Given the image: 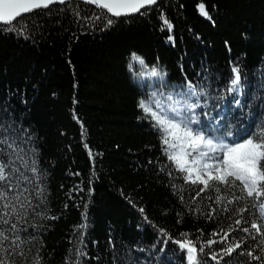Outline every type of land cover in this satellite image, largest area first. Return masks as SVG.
I'll return each instance as SVG.
<instances>
[{
	"label": "trees",
	"instance_id": "1",
	"mask_svg": "<svg viewBox=\"0 0 264 264\" xmlns=\"http://www.w3.org/2000/svg\"><path fill=\"white\" fill-rule=\"evenodd\" d=\"M199 3L205 4L211 20L200 14ZM80 7L88 15L109 17L103 10L84 4ZM46 11L24 17L43 16ZM143 12L114 19L115 23L103 30H99L103 23L99 28L89 23L87 30L74 25L67 13L62 26L49 24L43 17L46 27L35 32L36 43L23 36L0 34V96L9 86L23 88L27 84L30 111L24 123L31 125L38 137L49 215L58 217L43 221L50 225L42 232L44 264H65L68 250L76 246L81 232L86 233L89 256L102 257L99 262L90 259L87 264H111L107 243L110 233L117 241V251H122L121 240L129 245L141 241L142 246L150 248L158 231L146 223L138 230L143 219L138 206L145 208L153 224L165 228L174 238H181V232L194 241L199 237L197 247L200 241H218L205 252L225 246L219 236L211 234L215 230L223 235L221 228L229 224L236 227L233 221L240 217L233 215V209L237 206L258 214L242 200L234 202L223 216L209 219L210 205H216L205 199L207 193L189 202L202 185L185 184L183 174L167 161L160 133L137 107L140 85L147 81L135 76L141 71L137 61H132L131 69L128 65L130 54L136 52L147 65L158 63L172 82L183 78L181 63L193 80L203 66L217 78L213 88L222 89L230 75L229 61L239 59L248 77L245 103L257 98L253 116L243 123L255 130L253 119L256 123L264 121V102L259 99L264 94V0H160ZM161 12L173 24L171 32L163 24ZM168 35L174 36V44L167 40ZM32 84H38L36 91ZM13 102L17 113L23 110L18 100ZM232 110L233 106L225 101L226 117ZM160 165H164L163 172ZM168 171L173 177L167 175ZM172 183L177 185L176 194ZM181 189L184 202L179 199ZM234 194L242 195L239 190ZM193 208L199 210L193 212ZM240 215L252 219L247 212ZM85 223L86 229L79 227ZM236 235L244 234L237 230ZM93 240L98 244H92ZM228 242H234L231 233ZM240 250L233 253L232 264H249L246 256L239 255ZM208 259L216 264L210 256ZM174 264L181 261L174 260Z\"/></svg>",
	"mask_w": 264,
	"mask_h": 264
},
{
	"label": "snow or ice",
	"instance_id": "2",
	"mask_svg": "<svg viewBox=\"0 0 264 264\" xmlns=\"http://www.w3.org/2000/svg\"><path fill=\"white\" fill-rule=\"evenodd\" d=\"M81 3L97 5L114 17H121L134 13L144 15L145 12L141 10L147 11L146 6L155 5L157 0H0V34H15L36 43L33 39L35 32L46 27L43 17L48 18L49 24L62 26L65 13L74 25L82 26L85 30L89 23L97 28L103 23L99 30L110 28L115 23L113 18L101 14L88 15L80 7ZM51 5L61 7L50 8ZM197 7L202 16L212 19L204 3H199ZM37 9L48 11L43 16L25 18L22 15ZM54 16L58 18L53 21ZM161 19L171 32L173 24L163 12ZM64 30L67 31V28ZM167 40L174 44L173 35H168ZM225 44L230 50L229 42L225 41ZM130 55L129 69L133 67L132 61H137L141 71L135 76L147 81L141 83V94L137 100L143 118L149 120L160 133L164 146L162 151L167 161L175 165L176 171L183 174L184 183L202 185L195 196L189 198V202L196 201L201 193H207L205 199L216 205H210L211 210L207 213L209 219L223 216L234 202L239 204L242 200L248 201L258 214L253 215L247 207L237 206L233 209V215L240 217L233 221L236 227L229 224L226 229L221 228L223 235L215 230L211 234L219 236V241L224 242L225 246L205 252L206 247L218 241L207 239L200 241L197 247L199 237L194 241L187 238L188 233L181 232V238H174L165 228L153 224L145 214V208L138 206L143 217L137 225L138 230L142 224H151L158 231L156 241L148 248L142 246L141 241L129 245L121 240L122 251H117V241L110 233L107 243L111 264H174V260H180L181 264H211L209 256L216 264H232L236 249H241L239 255L246 256L249 264H264V226L260 223L264 222V121L256 123L253 119L255 130L243 123L253 116L252 109L257 99L253 97L252 102L245 103L248 77L244 73V66L239 59L230 60L232 67L224 87L214 89L212 82L217 78L211 76L203 66L200 72L195 73L196 79L193 80L181 63L183 78L172 82L158 63L147 65L136 52ZM31 87L36 91L38 84ZM259 99L264 102V94ZM14 100L23 106L19 113ZM225 101L233 106L230 117L223 112ZM29 106L27 84L23 88L9 86L0 96V264H44L41 255L44 247L42 232H46L50 225L43 221L58 218L49 215L46 171L39 166L38 137L31 130V125L24 123ZM148 163L152 164L153 161L149 160ZM159 170L163 172L164 165H160ZM167 175L173 177V172L168 171ZM170 186L176 194L177 185L172 183ZM234 190H239L242 195H235ZM213 192L214 196L211 195ZM179 199L181 202L185 200L183 189L179 192ZM129 203L137 206L131 199ZM190 210L195 212L199 209ZM246 212L252 216L251 221L240 215ZM79 227L86 229L87 224ZM237 230L244 235L237 236ZM252 230H255L254 233ZM230 233L234 242H228ZM85 236L86 233H79L78 243L68 250L65 264H87L90 259L99 262L102 258L100 255L89 256ZM92 244L98 242L93 240ZM146 252L147 256L144 255ZM236 264L244 262L236 261Z\"/></svg>",
	"mask_w": 264,
	"mask_h": 264
},
{
	"label": "water",
	"instance_id": "3",
	"mask_svg": "<svg viewBox=\"0 0 264 264\" xmlns=\"http://www.w3.org/2000/svg\"><path fill=\"white\" fill-rule=\"evenodd\" d=\"M160 0H157V3L159 2ZM156 3V4H157ZM81 4H83V3H81ZM155 4V5H156ZM84 5H86V6H89V7H91V8H96V9H99V10H103V11H105L107 14H108V16L110 17V18H113V19H119V18H129V17H134V16H138L139 15V13H134V14H127V15H122L121 17H114L111 13H108L107 12V10L106 9H101V8H99V6H97V5H94V4H84ZM155 5H151V6H146V9H150V8H153ZM52 6H58V5H51L50 7H52ZM39 10H43V9H37V10H33V12H36V11H39ZM145 9H142L141 11L143 12ZM32 12V13H33ZM28 14H30V13H25V14H22L23 16H26V15H28ZM19 17H17L16 19H18ZM15 22V21H14Z\"/></svg>",
	"mask_w": 264,
	"mask_h": 264
},
{
	"label": "bare ground",
	"instance_id": "4",
	"mask_svg": "<svg viewBox=\"0 0 264 264\" xmlns=\"http://www.w3.org/2000/svg\"><path fill=\"white\" fill-rule=\"evenodd\" d=\"M99 10V9H98ZM101 11V10H100ZM104 12V11H103Z\"/></svg>",
	"mask_w": 264,
	"mask_h": 264
}]
</instances>
